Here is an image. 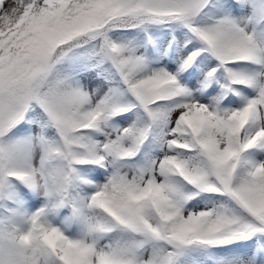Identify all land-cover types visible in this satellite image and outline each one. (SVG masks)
Wrapping results in <instances>:
<instances>
[{"label":"snow or ice","instance_id":"snow-or-ice-1","mask_svg":"<svg viewBox=\"0 0 264 264\" xmlns=\"http://www.w3.org/2000/svg\"><path fill=\"white\" fill-rule=\"evenodd\" d=\"M229 245L264 264V0H0V264Z\"/></svg>","mask_w":264,"mask_h":264},{"label":"trees","instance_id":"trees-1","mask_svg":"<svg viewBox=\"0 0 264 264\" xmlns=\"http://www.w3.org/2000/svg\"><path fill=\"white\" fill-rule=\"evenodd\" d=\"M154 35L157 37L158 42L163 40L169 30L166 27H161L159 29H152ZM82 170H86V166H83ZM240 243H252L251 241L248 242H240ZM237 245H229L224 249H213L208 255L201 256L205 257L211 264H221V261L228 260L232 255V249L236 248Z\"/></svg>","mask_w":264,"mask_h":264},{"label":"rangeland","instance_id":"rangeland-1","mask_svg":"<svg viewBox=\"0 0 264 264\" xmlns=\"http://www.w3.org/2000/svg\"><path fill=\"white\" fill-rule=\"evenodd\" d=\"M170 36L165 37L163 40L165 39H170ZM233 99H236L235 97H233ZM239 103V101H237ZM92 166H87L86 170H83V172L85 173H90L91 176H95L96 173L95 172H90ZM102 171V170H101ZM198 259L201 261V264H211L205 257H198Z\"/></svg>","mask_w":264,"mask_h":264}]
</instances>
